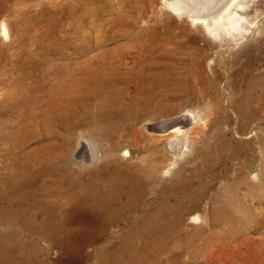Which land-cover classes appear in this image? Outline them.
<instances>
[{
  "label": "bare ground",
  "instance_id": "1",
  "mask_svg": "<svg viewBox=\"0 0 264 264\" xmlns=\"http://www.w3.org/2000/svg\"><path fill=\"white\" fill-rule=\"evenodd\" d=\"M164 2L173 12L189 15L194 22L203 24L215 38L223 34L236 38L247 24L258 26L260 21L264 28V8L256 10L257 17H261L259 21H250L240 13L246 8L243 0ZM0 39V55H3V48L14 43L5 17L0 22ZM94 45H85L79 52L101 47L96 42ZM248 50L243 48L239 54ZM249 53L247 67L244 66L248 73L245 87L231 97L241 125L227 129L213 121L211 134L205 136L195 157L196 164L177 171L172 186L165 189L164 199L160 198L165 181L160 174L159 156H151L147 164L142 150L126 147L122 150L127 160L124 163L118 153L120 146L115 139L122 126L132 127L143 114V108L138 107L143 87L136 89L129 102L120 89L119 84L132 74L129 69L123 70L126 65L120 60H100L97 54L74 62L43 57L13 63V67L22 68L25 73L23 81L13 90L6 88L7 92H3L13 103L0 104V264H46L39 259L34 238L59 239L80 232L82 229H75L72 222L79 212L95 220L96 239L106 236L122 239L120 244L108 242L103 247L97 246L98 264H142L143 252L151 242L157 250L169 247L174 240L190 249L197 237L205 233V227L211 228V224H218L221 219L234 221L236 208L243 209L247 200L238 194V189L264 190L263 128L257 127L248 141L235 136L238 129L249 128L258 106H264V69L253 70ZM144 64L133 68L142 71L147 67ZM3 74L0 63V78ZM195 119L188 111L145 122L143 126L151 133L152 138H148L153 144L157 140L155 135L166 137L165 149L177 158L185 154L191 142L190 125ZM192 140L191 144L196 143ZM153 153L158 154L157 149ZM220 159L238 166L232 169V183H223L211 195L209 181L203 176ZM149 185L152 197L147 196ZM188 203H192L190 209L185 207ZM188 211L193 212L188 217L193 224L191 229L187 228L185 217ZM124 252L129 256L126 260L122 257Z\"/></svg>",
  "mask_w": 264,
  "mask_h": 264
},
{
  "label": "rangeland",
  "instance_id": "2",
  "mask_svg": "<svg viewBox=\"0 0 264 264\" xmlns=\"http://www.w3.org/2000/svg\"><path fill=\"white\" fill-rule=\"evenodd\" d=\"M243 2L246 8L240 13L250 21H259L261 17H257L256 10L264 8V0ZM0 5V22L6 18L12 34L11 42H14L3 48V55H0L1 67L5 72L0 78V104L4 102L6 105L3 106H10L14 100L5 98L3 92L13 90L23 81L24 69L13 67V63L37 61L43 57L74 62L95 57V54L100 60H120L126 65L123 70L129 69L127 71L132 73L126 82L119 84L120 89L129 102L136 89L143 87L139 96L142 102L138 104L139 108H143V114L132 127L122 126L119 135L116 133L115 140L120 146L118 153L124 163L127 160L122 150L126 147L142 150L147 164L151 158L159 156L160 174L165 181L161 199L167 198L165 189L172 186L177 171L181 167L189 168L196 164L195 157L202 141L208 133L211 134L213 121L227 129L241 125L231 97L240 94L245 87L248 76L244 68L245 65L247 67V53L250 52L252 56L253 70L264 69V28L261 21L258 26L249 27L247 24L245 31L236 34V38L225 34L215 38L205 30L203 24L194 22L191 16L173 12L164 0H0ZM22 31L29 34L23 36ZM95 42L101 45L96 51L86 49L84 54L79 52L88 45L94 47ZM159 45L162 47L160 50ZM243 48H249L250 51L239 54ZM138 64L147 67L142 71L133 68ZM258 107V113L249 128L238 129L235 133L238 139L250 140L249 136L259 126L264 130V106ZM188 111L196 118V123L190 125V141L194 139L196 143L189 142L183 156L175 158L167 152L166 137L155 135L157 143L150 142L152 135L147 127L144 128L145 122L174 117ZM154 149H157L158 154L153 153ZM234 165L220 159L217 166L204 174L203 177L209 181V194H214V189L222 187L223 183H232V169L238 164ZM238 190V194L247 197V200L243 209L239 211L236 208L237 218L234 221L221 219L218 224H211V228L205 227V233L197 237L196 245L190 249H186L183 242L174 240L169 243V247L157 250L155 243L151 242L143 252L145 259L141 261L142 264H264V190L258 192L245 187ZM151 191L149 185L148 197L153 196ZM191 205H185L186 209H190ZM192 213L188 211L185 215L188 229L193 225L188 219ZM72 222L75 229H82L73 236L34 238L41 261L46 264H98V245L101 247L108 242H122L120 237L96 239L93 234L95 220L88 214L79 212ZM200 225L203 224H195ZM122 257L128 259V253L124 252Z\"/></svg>",
  "mask_w": 264,
  "mask_h": 264
}]
</instances>
